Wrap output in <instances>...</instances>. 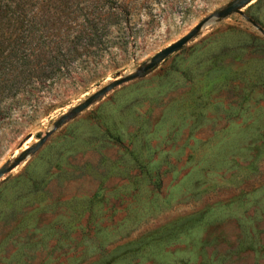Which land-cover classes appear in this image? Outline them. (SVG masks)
<instances>
[{"label": "rangeland", "instance_id": "374dc122", "mask_svg": "<svg viewBox=\"0 0 264 264\" xmlns=\"http://www.w3.org/2000/svg\"><path fill=\"white\" fill-rule=\"evenodd\" d=\"M230 1L0 3V166ZM258 27L264 0L206 25L2 176L0 264H264Z\"/></svg>", "mask_w": 264, "mask_h": 264}, {"label": "water", "instance_id": "95a60500", "mask_svg": "<svg viewBox=\"0 0 264 264\" xmlns=\"http://www.w3.org/2000/svg\"><path fill=\"white\" fill-rule=\"evenodd\" d=\"M252 0H231L221 9H218L211 14L203 18L193 29L189 32L170 43L166 47L162 48L154 55H152L148 61L143 62L134 72L126 74L124 76L115 78L109 81L107 84L103 85L101 88L87 96L82 102L70 108V110L62 114L58 119L54 120L52 126L47 129L43 136H41L37 142L30 145L28 148L21 151L11 162L0 166V178L5 174L9 173L13 168L18 166L20 163L24 162L31 154L36 152L46 141L48 136L56 130L61 124L74 117L79 112L88 108L91 104L104 97L107 93L114 90L118 86L132 81L142 75H144L149 70L156 67L161 61L167 58L172 53L178 51L182 48L188 41L197 36L198 32L206 25L213 24L217 20L224 18L232 13L241 12V8L250 3ZM254 25V23H253ZM259 32L264 36V30L258 27ZM28 137V136H27Z\"/></svg>", "mask_w": 264, "mask_h": 264}, {"label": "trees", "instance_id": "16d2710c", "mask_svg": "<svg viewBox=\"0 0 264 264\" xmlns=\"http://www.w3.org/2000/svg\"><path fill=\"white\" fill-rule=\"evenodd\" d=\"M5 1H7V0H0V3H4ZM12 1V0H11ZM100 28H102V26L100 25V26H98V24H94V25H92V27H91V31L93 32H95V31H97V30H99Z\"/></svg>", "mask_w": 264, "mask_h": 264}]
</instances>
